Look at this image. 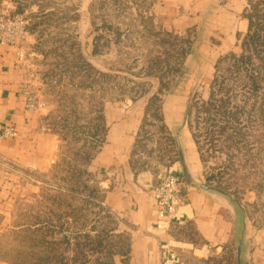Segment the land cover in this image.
Returning a JSON list of instances; mask_svg holds the SVG:
<instances>
[{
  "label": "rangeland",
  "instance_id": "1",
  "mask_svg": "<svg viewBox=\"0 0 264 264\" xmlns=\"http://www.w3.org/2000/svg\"><path fill=\"white\" fill-rule=\"evenodd\" d=\"M11 1L15 8L26 7L23 16L28 24L39 20L31 14L40 7L53 12L51 25L42 24L38 29V34L44 31L43 39L47 41L44 49L60 46L59 53H68L69 42L61 46L55 41L57 38L70 41L75 37L85 57L104 76L90 72L91 76L86 68L80 71L72 65L76 60L70 55L67 61L53 55L44 59L34 47L35 40L30 51L35 54L29 56V63L37 81L31 96L34 102L45 103L43 110L50 108L43 123L60 141L53 163L42 172L24 176L29 186L20 192L9 219L0 228V264H129V236L120 230L119 218L103 205L98 181L85 171V160L95 153L99 144L100 128L95 131L94 125L100 123L103 105L116 99L154 91L151 109L155 110L161 97L175 90L182 81L180 66L195 33L167 36L161 25L153 21L152 0ZM257 9L264 19V0ZM258 21L256 17L255 29ZM261 43L263 46L257 50H264V41ZM94 45L99 49L96 56ZM256 49L253 48L251 63L247 65L251 70L246 73L260 75L257 90L244 86L247 74L242 64L236 65L230 58L231 54L241 53V47L238 52L220 56L209 77L203 71L186 83L193 86L187 124H192L199 135L205 159L200 181L205 185L210 182L244 206L253 231L260 234V237L253 235L259 239L250 243L253 250L264 244V53L256 56ZM51 70L53 77L47 76ZM216 74L219 87L230 89L229 109L239 117L231 122L233 129L226 131L232 135L231 141L221 135L225 125L220 120L222 113H207L203 109ZM80 82L86 88L75 87ZM225 89L217 88V99L226 97ZM209 118L214 120L207 121ZM152 119H157L156 115ZM156 126L148 127L149 134L145 136L162 142V149L155 157L141 150L145 157L140 155V162L149 157L151 169L159 174L175 159L173 151L168 150L169 137L159 129V124ZM209 133L214 135V140H208ZM238 133L244 135L243 139ZM236 250L228 247L213 251L203 259L187 256L185 264H237Z\"/></svg>",
  "mask_w": 264,
  "mask_h": 264
},
{
  "label": "crops",
  "instance_id": "2",
  "mask_svg": "<svg viewBox=\"0 0 264 264\" xmlns=\"http://www.w3.org/2000/svg\"><path fill=\"white\" fill-rule=\"evenodd\" d=\"M247 5L248 0H153L151 14L162 30L195 33L181 65L182 81L161 97L157 119H152L155 110L150 106L154 91L102 107L103 141L87 170L98 181L103 205L119 218L120 230L129 236V264H185L187 256L203 259L228 247L237 249V264H264V244L255 250L250 246L257 239L253 235L260 234L253 231L244 206L200 181L203 161L187 124L193 86L186 83L203 71L209 77L220 56L238 52L248 30ZM35 40L29 34L18 44L26 53L22 61L17 45L0 42V132L7 125L18 131L16 137L0 136V228L20 192L29 186L24 176L53 163L60 141L43 123L50 108L26 105L37 81L29 63ZM157 124L174 153L175 160L165 171L187 183V202L174 215L160 214L153 193L164 171L152 170L149 157L140 162L143 150L155 157L162 149V142L145 136L147 128Z\"/></svg>",
  "mask_w": 264,
  "mask_h": 264
},
{
  "label": "trees",
  "instance_id": "3",
  "mask_svg": "<svg viewBox=\"0 0 264 264\" xmlns=\"http://www.w3.org/2000/svg\"><path fill=\"white\" fill-rule=\"evenodd\" d=\"M105 1L106 0H101L102 3H105ZM260 1L263 2V0H258V1L248 0V5H247L245 13H244V16L248 19V30H247V33L244 35L242 43H240V47H241L242 51L238 55L231 54V56H230V58L234 59V61L236 62V65H239V63L242 64V68H244L243 71L245 72V74H247L246 72H249L251 70L250 68H247V65L249 63H251V60H252L251 54H252L253 48L255 50L256 48H258V47L261 48V46H263V43H261V41H264V25H263L264 19L262 18V15L259 14V10L257 9L258 6L260 5ZM152 3H153V0H152ZM25 9H26L25 6L19 5L15 9V14L23 15L25 13ZM52 15H54L53 12L48 11L47 8H43V7H40V9L37 13L31 14V17H35V18L39 19V20L33 21L27 25V29H28L29 33L31 35L35 36V38H36V45L34 47H37V49L39 50L38 52L44 57V59H47L49 56L53 55L54 57H61L63 59L65 58V60L67 61L66 57H67V55L68 56L70 55L76 60L75 63H73L72 65H75L76 67H78L80 71L82 68H86L89 71V74L91 72V74L95 73L99 76H104V73H102L101 71L96 69L91 64V62H89L88 59L85 57V55L82 52L81 44L75 39V37H74V39L71 38L70 41H69V39L63 40V39H58V38L55 41L56 44L61 43V46H64L65 43L69 42L70 45L68 46V51H67L68 53H66V52L59 53L57 48H59L60 46L54 47L53 49H50V50L44 49L45 45H47V41L45 39H43L44 31L42 32V34H38V29L40 27H42V24H44V26L45 25H48V26L51 25L49 22H50V17ZM152 17H153V15H152ZM256 17H258V19L260 21V22L258 21L259 25L257 24L258 25L257 29L254 28ZM153 21H155L154 17H153ZM163 31L169 37H172L173 35H177L173 32H169L167 30H163ZM95 41H96V39H95ZM191 44H192V41L189 44V50H187L184 54V58L188 54V52L190 51ZM94 47L95 48L93 50V54L97 55V53H99V49H98L97 45H94ZM257 51L258 52H257L256 56H259L260 52L264 53V50L260 51V49H258ZM184 58H183V60H184ZM221 59L222 58H220V60ZM183 60H182V62H183ZM220 60H218V63L215 66L217 69H218ZM59 65L60 64L57 63V66H59ZM181 65H182V63H181ZM69 67L70 66L68 65V63H66V68L69 69ZM180 69H181V66H180ZM69 72H70V74H72L71 71H69ZM49 73L47 74V76L53 77L55 75V74L53 75L52 70ZM259 73L262 74V71L259 70ZM246 76L248 78V81L244 83L245 84L244 86L245 87L252 86L253 91H254V89L257 90L260 87V83H261L260 75L255 76L253 74H249V75L247 74ZM160 82H161V86H164V84L162 85V83H163L162 78H161ZM219 82L220 81H219L218 75L216 74L213 78L212 83H211V92H210L209 99L203 101V109L207 113L208 112L209 113H212V112L222 113L220 120H222L225 125L221 129V135H223V137H225L226 140L231 141L232 135H227L226 131L231 127V122H233V121L235 122L236 120H239V117H238L237 113H235V112L233 113L231 111V109H229V108H231V105H232V97L230 96V89H225L224 87H219L220 86ZM75 87H79V89H84V88H86V85L84 82H80ZM217 88H220V89L222 88L223 90L224 89L226 90L225 91V96H226L225 98L217 99V92H218ZM143 95H145V94H143ZM143 95H138V96L132 97V99H135V98L143 96ZM151 101H152V99L150 100V106H153ZM155 110L156 111H154L153 113H154V115H156L157 118H159V104L156 106ZM99 114H100L99 115V122L100 123H97L94 125L95 131H98V126L100 128V131L97 134V135H99L97 138L98 143H99L98 148L103 141V132H104V127H103V123H102V119H103L102 108H101ZM209 120H214V119L209 118L207 121H209ZM189 127L191 129L192 134H193V138H194V140L198 146V150L200 152L201 159L203 162H205L204 155L202 153V147L200 146L199 135H197L194 132L192 124H189ZM231 129H233V127H231ZM237 135H239L241 137V139H243V136H244L243 134L238 133ZM207 136H208L209 141L214 140V138H213L214 135L209 133V134H207ZM98 148L96 149V151L98 150ZM96 151H95V153H96ZM94 154L92 156H88L87 159L85 160L86 161L85 162V171L87 173H89L87 170V165L91 161V159L93 158ZM206 185L214 188L210 182H207ZM214 189L219 191V192H222L218 188H214ZM222 193H224V192H222ZM128 254H129V248L127 251V256H129Z\"/></svg>",
  "mask_w": 264,
  "mask_h": 264
},
{
  "label": "built area",
  "instance_id": "4",
  "mask_svg": "<svg viewBox=\"0 0 264 264\" xmlns=\"http://www.w3.org/2000/svg\"><path fill=\"white\" fill-rule=\"evenodd\" d=\"M15 9L11 0H0V42L17 45V56L22 61L26 58V53L18 44L30 33L27 29L28 21L23 15L15 14ZM26 105L29 109L45 107L44 102H34L31 93L27 94ZM17 133L18 131L14 126L7 125L1 130L0 136L3 138L16 137ZM153 193L160 207V214L174 215L187 202L186 180L183 177L164 171L158 182L153 186Z\"/></svg>",
  "mask_w": 264,
  "mask_h": 264
}]
</instances>
